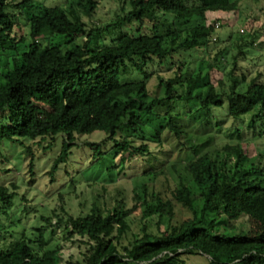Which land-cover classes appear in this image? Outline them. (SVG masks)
I'll list each match as a JSON object with an SVG mask.
<instances>
[{
    "label": "trees",
    "instance_id": "trees-1",
    "mask_svg": "<svg viewBox=\"0 0 264 264\" xmlns=\"http://www.w3.org/2000/svg\"><path fill=\"white\" fill-rule=\"evenodd\" d=\"M18 1L0 0V147L10 143L25 148L34 174V155L26 141L62 136L50 175L69 161L78 137L95 132L104 133L106 140L89 144L91 165L108 156V170L119 167L118 176L126 162L141 160L145 166L158 154L168 155L162 164L144 167V182L133 191L131 208L118 203L97 206L86 219L59 218L57 227L64 224L72 229L69 237L87 242L84 264H186L188 255L204 256L209 264H264V168L250 164L238 143L218 151L217 133L207 132L221 128L219 120L225 118L240 138L249 130L264 139V76L248 80L241 65L250 49L264 45L257 35L243 38L242 29L231 69L223 76L227 82L220 80L218 88L210 82V71L225 68L226 50L208 64L204 84L201 70L188 79L179 73L182 63L179 76H161L175 56L208 50L216 39L207 15L238 11L241 0H118L129 10L89 31L82 17L91 19L101 2L116 0H66L54 6ZM27 14L28 36L14 37L13 28ZM115 31H120L116 37L111 34ZM102 32L110 33L111 40L97 46L94 39ZM55 38L61 42L52 44ZM155 64L165 70L148 73ZM132 71L141 72L143 79L121 81ZM154 79L157 89L151 93ZM184 79L181 94L174 86ZM188 105L189 113L179 112ZM191 122L206 132H196ZM147 128L150 138L143 137ZM108 143L111 148L103 152ZM174 153L189 157L181 161L183 171L172 160ZM17 191L14 184L0 185V219L8 218ZM135 213L140 215L137 234L128 222ZM183 213L188 216L181 219ZM241 217L258 222L261 233L233 234L229 222ZM43 221L52 227L49 219ZM153 221L158 235L150 230ZM10 225L2 228L13 239ZM47 233L37 228L34 239L22 233L10 248L0 249V264H61L60 251L49 248Z\"/></svg>",
    "mask_w": 264,
    "mask_h": 264
},
{
    "label": "rangeland",
    "instance_id": "rangeland-1",
    "mask_svg": "<svg viewBox=\"0 0 264 264\" xmlns=\"http://www.w3.org/2000/svg\"><path fill=\"white\" fill-rule=\"evenodd\" d=\"M23 1L19 0L18 2ZM46 6H54L63 4L66 0H35ZM12 0H6L10 4ZM15 3V2H14ZM124 9V11H122ZM128 11V6H125L121 1H105L99 4L93 18L88 19L83 16V21L88 27V31L96 28H103L122 16ZM13 13V9L10 8ZM30 16H22L18 23L13 28V36L16 38L28 36V19ZM207 24L214 26L216 39L208 48V50H195L186 53H181L169 60L166 68L169 71L163 72L161 76L165 79H173L178 74V65L184 64L182 71L179 72L185 75V78L195 76L198 72L202 73L204 81L207 82V72L209 71L208 64L214 63L220 52L226 50L225 53V68L223 70L215 68L210 71V82L218 88V82L223 80L227 82V78L223 77L225 73L230 71L229 65L232 57L235 54V46L241 38V31L245 29L243 38L248 39L250 36H256L258 44L264 45V0L256 2L255 0H241L239 10L232 13H209L207 15ZM124 31V30H123ZM120 31L112 32V36L116 37ZM111 34L102 32L95 37V45L107 44L111 40ZM59 38L53 39L52 44H59ZM250 57L246 63L241 64L244 68L243 73L248 76V80L264 76V46L257 49H250ZM209 62V63H208ZM157 64L150 66L147 71L153 73L156 71H164ZM180 74V75H181ZM141 72L132 71L127 76L122 77L121 81H138L142 80ZM157 81L154 79L149 83L151 93L157 89ZM202 84L200 86H202ZM185 79L178 82L174 87L178 93L186 91ZM189 113L190 105L180 108L179 112ZM219 118H224L220 116ZM185 121L186 118H184ZM221 128H214L207 131L209 134L217 133L215 139L216 148L220 151L227 144H240L243 152L247 155L249 163L260 165L264 168V139L258 137V133L253 135V132L244 130L240 138L236 131L230 130L231 121L228 119L219 120ZM191 128L196 132H206L200 126L191 122ZM152 131L145 130L143 137L150 138ZM106 140L104 133L95 132L91 135L78 137V146L72 149V156L66 164L59 167V170L50 175L54 161L59 155L63 138L56 137L54 140L44 142L36 141L34 143L27 142L34 155V174H31L29 164L31 157H27L25 148L16 144H4L0 147V185L11 186L14 184L17 188V195L13 201V206L8 212V218L0 219V229L10 224V232L14 234V238H10L4 233V229L0 233V249L10 248V243L14 239H18L19 235L25 232L28 238H35V229H48L47 237L49 238V248L58 249L62 257L61 264H84L83 257L87 253L88 245L78 235L69 237L68 232L72 229H67L64 224L58 226L59 218L67 220L68 215L76 219H86L94 213V210L99 207L112 208L118 203H122L127 208H131L133 203V191L139 187L144 179L140 177L145 168L153 167L162 164L168 157L156 155V159L147 161L145 166L141 160H132L126 162L121 175H117L120 168L113 172L108 170V164L111 158L108 156L101 162L91 165L92 154L89 144L101 145ZM174 144V142H173ZM112 144H103L102 151L106 152L111 148ZM160 152V151H159ZM163 154H166L163 153ZM172 160L182 170L181 161L187 160L189 157L183 153H174ZM120 159L114 161L118 164ZM233 163V161H232ZM109 166H112L110 163ZM174 179L179 181V176L174 175ZM163 188H166L164 186ZM179 210V209H178ZM180 216V210H179ZM188 214L183 213L181 219H184ZM43 218L49 219L52 227L43 221ZM129 224L132 225L133 233L137 234L140 230V215L135 213L131 215ZM3 225V226H2ZM229 225L234 228L233 234L246 235L249 237L257 236L261 233L260 225L250 217H241L236 221L229 222ZM165 230V224L161 227ZM150 230L158 235V226L153 221L150 225ZM85 242V243H84ZM127 243V242H126ZM125 243V244H126ZM186 264H209V260L204 256H185Z\"/></svg>",
    "mask_w": 264,
    "mask_h": 264
}]
</instances>
